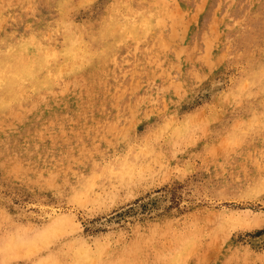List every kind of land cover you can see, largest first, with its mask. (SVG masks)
Returning <instances> with one entry per match:
<instances>
[{
  "label": "rangeland",
  "instance_id": "rangeland-1",
  "mask_svg": "<svg viewBox=\"0 0 264 264\" xmlns=\"http://www.w3.org/2000/svg\"><path fill=\"white\" fill-rule=\"evenodd\" d=\"M0 264H264V0H0Z\"/></svg>",
  "mask_w": 264,
  "mask_h": 264
},
{
  "label": "bare ground",
  "instance_id": "bare-ground-1",
  "mask_svg": "<svg viewBox=\"0 0 264 264\" xmlns=\"http://www.w3.org/2000/svg\"><path fill=\"white\" fill-rule=\"evenodd\" d=\"M99 114V113H98Z\"/></svg>",
  "mask_w": 264,
  "mask_h": 264
}]
</instances>
